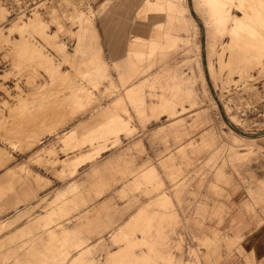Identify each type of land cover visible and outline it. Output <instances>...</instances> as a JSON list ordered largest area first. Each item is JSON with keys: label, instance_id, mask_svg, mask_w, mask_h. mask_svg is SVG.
<instances>
[{"label": "rangeland", "instance_id": "1", "mask_svg": "<svg viewBox=\"0 0 264 264\" xmlns=\"http://www.w3.org/2000/svg\"><path fill=\"white\" fill-rule=\"evenodd\" d=\"M218 1L0 0V174L42 177L17 208L3 190L0 264H264V137L227 145L264 135V0ZM139 140L146 186L130 159L89 175L149 162Z\"/></svg>", "mask_w": 264, "mask_h": 264}, {"label": "crops", "instance_id": "2", "mask_svg": "<svg viewBox=\"0 0 264 264\" xmlns=\"http://www.w3.org/2000/svg\"><path fill=\"white\" fill-rule=\"evenodd\" d=\"M181 23L178 27L179 30H182L185 28L184 23L183 22H181ZM118 48H119L118 45L115 44V47H112L111 51L114 52V54H115L118 52ZM148 115H150V113H148ZM160 116H169V115L166 113H163ZM160 116H158V118ZM230 129H231V132L228 134L229 141H228L227 145L231 151H235L234 157L237 159L245 157L251 150L250 149L247 150L246 148H243L244 150H238V149H235L236 146H247V145L252 144V142H250V141H257L258 139H260V137H264V135H259V134L255 135V136L242 134L233 128H230ZM161 131H163V129L158 130L157 132L154 133V135L160 133ZM121 138H122V142H124V139H127L124 136H122ZM214 141H215V136L213 135L212 132L206 133L202 138V144H212V143H214ZM133 146L134 147L137 146V147H141V149H145L148 156H149V159H150L149 162L148 161L143 162L139 159L138 152L144 151V150H140V151L138 150V152H134V153H137L136 159H133L131 157V155L129 154V152L125 153V152L121 151L118 155L106 160V162L104 164L93 165L89 175H91L93 173V171L97 170L96 172H99V177H100L104 173V171H106V169L108 167H111V166L119 163L120 161L130 159L129 161L134 164V168L131 170V173L134 176L135 186H137V187H142L143 185L146 186L148 183H150L152 180H154L155 177H157L160 172L155 167V165L153 163V158H152L151 154L147 151V148L145 147L144 142L142 140L136 141L128 147H133ZM258 147L264 148V138L258 140ZM106 152L107 151H103L102 155ZM89 162H92V161H88L87 163H89ZM87 163H85V164H87ZM79 169H80V167H79ZM8 176H10V178ZM3 178H5V181H3L1 183V180H3ZM99 180L101 183H100V187L96 190V196L97 197H98V195H99V197L104 195L103 193H105L104 192L105 185H107V184L111 185V182H109V181L107 182L106 179H104V177H101ZM15 183L19 184V186H20L19 189L17 188ZM41 183H42L41 175H33V174H29L28 172H25V174H23V175L22 174H19V175L16 174V176L14 177L10 173V170H9L7 172H4L3 174H0V184H1L0 185V199L5 194V192H3L4 188H7L5 186H8V189H10L13 193V198L10 202H7V203L10 207L17 208L18 206H20L22 204L31 202L33 199H35L38 196L39 187L42 186ZM85 200L87 201V199H85ZM111 201L112 200L104 201L101 205V208L108 207V206L112 205ZM217 211L221 214L224 213L225 212L224 206H218ZM234 219L236 220V217H234ZM103 224H104V226H106L108 229H111V230L116 228V220L113 217L106 218L105 221L103 222ZM76 227L79 228V225H77ZM240 236H241L240 232H238L235 237L238 238ZM218 237H219V232L213 231L212 234L204 235L203 239L208 238V239H211L212 241H214Z\"/></svg>", "mask_w": 264, "mask_h": 264}, {"label": "bare ground", "instance_id": "3", "mask_svg": "<svg viewBox=\"0 0 264 264\" xmlns=\"http://www.w3.org/2000/svg\"><path fill=\"white\" fill-rule=\"evenodd\" d=\"M219 3H214V7H215V9H216V12H217V14L218 15H222L223 16V14H222V11H224V8L226 7V3H227V0H219L218 1ZM220 16H218V17H220ZM225 16V15H224ZM226 17V16H225ZM221 19H222V17H220ZM225 20V19H224ZM239 27H240V30H244V26H245V24L243 23V22H240L239 24ZM237 31V29H235V32ZM134 97H135V95H134ZM133 97V98H134ZM142 98V97H141ZM114 120L117 122L116 124H114L110 129H115V128H119V126H123L124 125V122H125V120H122V118L119 116V115H117V116H115L114 117ZM120 124H122V125H120ZM231 127V126H230ZM233 128V127H232ZM233 129H235V128H233ZM236 131H238L237 129H235ZM239 133H242L241 131H238ZM243 134V133H242ZM80 157H78V158H76V159H79Z\"/></svg>", "mask_w": 264, "mask_h": 264}]
</instances>
